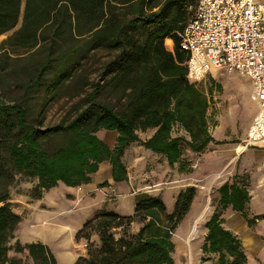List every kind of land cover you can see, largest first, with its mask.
Returning <instances> with one entry per match:
<instances>
[{
    "label": "trees",
    "instance_id": "1",
    "mask_svg": "<svg viewBox=\"0 0 264 264\" xmlns=\"http://www.w3.org/2000/svg\"><path fill=\"white\" fill-rule=\"evenodd\" d=\"M194 6L195 0H0V36L21 19L0 47L25 52L11 69L5 64L10 55L0 53V96L8 91L0 98V264H56L43 244L10 243L21 221L9 194L18 177L32 182L28 196L40 200L59 183L89 184L103 162L114 183L126 182L123 158L133 144L173 169L184 147L200 154L214 142L208 100L187 82L186 56L179 50L177 34ZM61 99L60 120L45 126L48 109ZM175 128L183 135H173ZM100 131L117 134L113 145L97 136ZM148 131L153 134L141 139ZM108 186L104 181L98 188ZM249 187L244 172L217 188V204L204 222L202 263L247 264L244 245L226 229L224 216L239 213L249 229L264 219L248 213ZM195 194L192 186L180 190L169 213L159 196L148 193L135 195L131 216L98 211L76 234L87 245L75 264H175L173 234ZM132 223L138 224L133 233ZM10 252H27L31 263Z\"/></svg>",
    "mask_w": 264,
    "mask_h": 264
},
{
    "label": "rangeland",
    "instance_id": "2",
    "mask_svg": "<svg viewBox=\"0 0 264 264\" xmlns=\"http://www.w3.org/2000/svg\"><path fill=\"white\" fill-rule=\"evenodd\" d=\"M21 25V19L19 20L17 26L10 32L6 33L5 35L0 36V44L13 32H15ZM171 44V43H170ZM164 45L167 50H170V46H166L165 42ZM0 53H3V51H6L11 58H8V60H5V64L7 65L6 68L11 69L12 67L17 65V62L14 61L15 57H19L23 55L25 52L21 51V49L13 48V46L5 45L4 47H0ZM4 49V50H2ZM97 57L100 59V61H104L107 59V54L104 51H97ZM10 59V60H9ZM216 76L221 79L222 83L224 84L225 93L226 96H231L233 100L237 98L238 104L241 110L242 115V122L244 123L246 117L249 114H253L256 110L255 104L251 102L248 99V91L250 89V83L243 77L237 75V74H225L222 71H218L215 73ZM94 77V76H93ZM197 89L200 91H203V88L201 86H198ZM8 91H6V94L4 96H0L1 99H4L7 97ZM64 99H61L59 102H56L54 105H52L47 112L46 115V122L45 126L56 124L60 117L62 116V112L60 110L61 106L64 104ZM212 116L207 115V123L209 132L213 130V127L215 126V121ZM173 135H183V133L175 129ZM97 136L100 139L106 140V143L111 146V143L114 142V137L117 136L115 132L112 131H100ZM111 136V137H106ZM141 139H145L144 134H140ZM239 138L235 140L237 142L236 147L241 145L244 137L238 136ZM131 147V148H130ZM127 149V158H126V165L129 168V174L131 178V192H135V195L139 193H148L151 195H157L161 198L163 201L166 211L169 213L173 210L175 199L177 196V193L184 189L185 187H195L196 194L199 193L197 198H195L194 205L192 208V214H195L197 212L196 217L189 222V225H186V222L182 220V222L178 225L176 228L174 234H173V242L175 243V264H189V255L191 256L192 253L195 255L196 248L198 244V247L200 249V245L204 239V236L201 235V230L204 229V222L209 218L211 213L213 212L214 207L217 204L218 194H217V188L223 184L225 181L230 180V178L237 173L234 169L238 168V164H236L237 154L234 149V154L227 152V147L225 146H208L204 152L200 154L192 153L190 150L184 147L182 152V161L181 164L178 166H175V168L170 169L167 167L165 159L156 155H152L145 151L142 147H140L138 144H133ZM248 149V148H247ZM232 155V157H231ZM234 155V159H233ZM200 163V167L202 170L198 168V164ZM210 166L211 169H213L215 172H213V182H205L207 181V177L209 176V172L206 170H210L208 167ZM206 170V171H205ZM249 178H250V187L249 191L252 190V175L250 174V171H247ZM32 186V182H29L28 180H24L22 178H17L13 185L9 188V194H10V203L11 208L13 212L16 214L22 215L21 210L25 211L26 209V203L31 202L32 200L29 198V191ZM63 184L59 187H55L50 191L49 198L53 195L58 196L59 193L62 192ZM102 189V188H100ZM133 189V191H132ZM195 194V196H196ZM260 196V195H259ZM258 196V197H259ZM199 197V198H198ZM124 198V197H123ZM123 198H117L114 193H109L106 196V200L109 204L114 205L115 207H119L122 205V209L125 213L130 214V207L133 205L132 210L134 212V199L133 201H124ZM70 200H66L65 202H53L52 203V209L50 211V214H53V212H57L64 207L69 206ZM74 204V203H73ZM264 205L263 203L261 204ZM259 208V207H258ZM198 210V211H197ZM207 210L205 216L199 220V216L203 215V211ZM17 211H20V213H17ZM257 211H254V209L250 208V202H249V208L248 213L251 216H260L263 217L264 213H259ZM95 215V214H94ZM93 215V216H94ZM198 218V219H197ZM72 219L78 220V216H73ZM198 222V229L197 231L191 236V239L189 238V234L191 232V229L193 226ZM260 223L259 232L261 233L260 237H251L250 234L247 232V230L241 226V225H235L233 221H230V225L235 227L236 231L240 235V238L243 245H244V251L247 255V264H264V219H259L256 223V225L250 229L251 231L256 230L257 224ZM191 224V225H190ZM138 228L137 223H133V225L130 226L129 230L131 233L136 232ZM184 231V233L182 232ZM87 232L91 234V236L94 234L88 228ZM113 233L118 237L119 230H113ZM188 235V236H187ZM186 236H187V242H186ZM198 236V237H197ZM238 236V235H237ZM49 237V236H48ZM239 237V236H238ZM196 239V240H195ZM190 240V241H189ZM197 242H195V241ZM16 240L15 238L10 241L11 245ZM176 243L180 245V251L178 250V247H176ZM178 245V246H179ZM86 248V247H85ZM190 250V253L187 251ZM201 255L198 256V259L195 260V264H201ZM197 261V262H196ZM193 263V264H194Z\"/></svg>",
    "mask_w": 264,
    "mask_h": 264
},
{
    "label": "crops",
    "instance_id": "3",
    "mask_svg": "<svg viewBox=\"0 0 264 264\" xmlns=\"http://www.w3.org/2000/svg\"><path fill=\"white\" fill-rule=\"evenodd\" d=\"M255 1L258 3H264V0ZM166 40L170 41L171 43L170 39ZM169 51H171V48ZM218 71H222L225 74H237L245 78L250 83L248 99L251 102H253L250 97L252 86L251 81L248 77L240 75L236 72L227 73L223 69L211 70L205 81L199 85L203 88V91L201 92L206 96L209 103L207 115H215L213 116V119L215 121L213 130L209 132L208 128V132L213 138L214 142L209 144L208 146H225L227 147V152L234 154V149L237 145V142H235V140L239 138V134L242 137L246 135V132L257 113V105L255 104V102H253L255 104L256 110L253 114H249L243 123L241 110L238 104L239 102L237 98L233 100L231 96H226V93L224 92V84L222 83L221 79H219L215 74ZM152 134L153 131L144 133L145 139L149 138ZM115 138L116 136L114 137V140ZM101 140L106 143V140ZM113 143H111V145H113ZM238 147H236L235 149L237 158H235L233 155V159H236V164H238L239 166L234 170L237 173L250 171V174L252 175V190L249 191L251 196L250 208L259 213H264V205H261L262 203L264 204V147H249L248 149L244 148V151L242 152H238ZM127 152L128 151L126 150L123 158V161L126 163ZM208 167L210 168L209 165ZM198 168L202 170L200 167V163L198 164ZM127 170L129 171L128 167ZM206 170L210 173L206 179L207 181H205L208 184V182H213V172L215 171L211 168L210 170ZM104 181H107L109 186L102 189L98 188V185ZM59 186H61V183H59L56 187ZM130 186L131 178L129 172L128 180L126 182L114 183L111 178V168L109 163L103 162L99 165L98 172L91 176V182L89 184L75 188L66 187L65 185H63L62 192L59 193L58 196L53 195L49 198L50 191L54 189V187L48 192L44 193L43 197L40 200H34L26 203L25 211L21 210V213L23 212L24 214L22 215V217L20 216L21 221L18 224L17 229L15 230L14 238L18 240V242L22 245L30 243L43 244L53 255L56 264H75L79 257H85V247L87 245L86 240H77L76 234L82 228L84 223L90 220L94 214H96L100 210H106L115 212L121 216L133 215V205H131L130 207V214H127L122 209V205H120L119 207H115L114 205L109 204L106 200V196L109 193H114L117 198L124 197V201H133L135 192H131ZM198 195L199 193L194 196V201ZM68 199L70 200L69 206L64 207L57 212H53V214H50V211L52 209L51 205L53 202H65ZM194 201H192L189 212L183 219V221L186 222V225H189L188 223L191 222L197 215V212L195 214L191 213ZM17 213H20V211H17ZM73 216H78V220L74 221L72 219ZM224 217V226L226 227V229L238 235L239 238H241L240 235L236 231L235 227L230 225V221H233L235 225L243 226L250 234V238L254 236L260 237L261 233L258 231L260 228V223L257 224L255 231H251L247 227L246 222L242 219L239 213H234L228 210ZM182 232L184 233V231ZM200 232L202 236H205V229L201 230ZM187 236L185 239L186 242ZM190 237L191 232L189 234V238ZM90 239V241L95 245L99 244V240L96 234H93ZM178 245L179 244L176 243V247H178V250L180 251V245ZM196 245L197 248L195 255L193 253L191 256L189 255V264H193L195 260L198 259V256H202L197 243ZM187 252L190 253V250H188ZM9 256L16 259L22 258L23 260L27 261V263H31L30 259H26L27 252H24L23 254L10 252ZM201 264H211V261L203 263L201 262Z\"/></svg>",
    "mask_w": 264,
    "mask_h": 264
},
{
    "label": "built area",
    "instance_id": "4",
    "mask_svg": "<svg viewBox=\"0 0 264 264\" xmlns=\"http://www.w3.org/2000/svg\"><path fill=\"white\" fill-rule=\"evenodd\" d=\"M189 10L177 34L187 82L198 87L216 69L248 77L257 113L241 146L264 147V3L195 0ZM170 45L173 52L172 41Z\"/></svg>",
    "mask_w": 264,
    "mask_h": 264
},
{
    "label": "bare ground",
    "instance_id": "5",
    "mask_svg": "<svg viewBox=\"0 0 264 264\" xmlns=\"http://www.w3.org/2000/svg\"><path fill=\"white\" fill-rule=\"evenodd\" d=\"M239 146H240V147H238V152H242V151H244V147L241 146V145H239ZM206 212H207V210H204V211H203V215H202V216H199V217H200L199 220L202 219V218L205 216ZM199 220L197 221V223H196V224L194 225V227L192 228L191 236L197 231ZM190 239H191V237H190Z\"/></svg>",
    "mask_w": 264,
    "mask_h": 264
}]
</instances>
